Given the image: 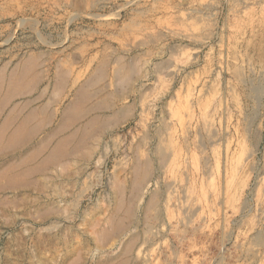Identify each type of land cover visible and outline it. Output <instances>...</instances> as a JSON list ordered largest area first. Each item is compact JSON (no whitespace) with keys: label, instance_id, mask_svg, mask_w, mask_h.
I'll use <instances>...</instances> for the list:
<instances>
[{"label":"rangeland","instance_id":"rangeland-1","mask_svg":"<svg viewBox=\"0 0 264 264\" xmlns=\"http://www.w3.org/2000/svg\"><path fill=\"white\" fill-rule=\"evenodd\" d=\"M0 128V264H264V0H0Z\"/></svg>","mask_w":264,"mask_h":264},{"label":"bare ground","instance_id":"bare-ground-1","mask_svg":"<svg viewBox=\"0 0 264 264\" xmlns=\"http://www.w3.org/2000/svg\"><path fill=\"white\" fill-rule=\"evenodd\" d=\"M85 95H86V94H85ZM69 108H70V107H69ZM70 118H71V117H70ZM64 121H65V120H64ZM3 124H4V123H3ZM5 126H7V124L4 125V129L6 128ZM23 127H24V126H23ZM1 128H2V126H1ZM1 128H0V129H1ZM14 128H16V127H14ZM20 128H21V127H20ZM12 129H13V128H12ZM2 130H3V129H2ZM5 131H6V130H5ZM12 131H14V133H15V130H12ZM12 131H11V132H12ZM27 131H28V130H27ZM14 133H13V134H14ZM53 134H54V133H53ZM26 136H28L27 133H26ZM23 137H25V136H23ZM7 138H8V137H7ZM17 138H19V137H17ZM3 140H4V139H3ZM5 140H6V139H5ZM10 140H11V139H10ZM21 140H22V139H20V141H21ZM12 141H13V140H12ZM15 141H16V139H15ZM64 141H65V140H64ZM66 141H67V140H66ZM6 142H7V141H6ZM68 143H69V142H68ZM12 144H13V143H12ZM12 144H10V145H12ZM17 144H18V143H17ZM5 145H6V144H5ZM10 145H9V146H10ZM14 145H15V144H14ZM72 151L74 152V150H72ZM56 152H57V151H56ZM61 152H62V151H61ZM60 154H61V153H60ZM53 155L55 156V154H53ZM56 155H57V154H56ZM56 157H57V156H56ZM135 171H136V170H135Z\"/></svg>","mask_w":264,"mask_h":264}]
</instances>
